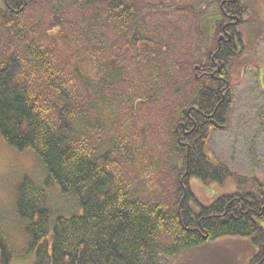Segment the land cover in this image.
<instances>
[{
  "label": "trees",
  "instance_id": "1",
  "mask_svg": "<svg viewBox=\"0 0 264 264\" xmlns=\"http://www.w3.org/2000/svg\"><path fill=\"white\" fill-rule=\"evenodd\" d=\"M214 1L217 12L206 15L205 0L198 9L185 0H0V138L16 152L32 151L46 173L43 188L24 179L16 192L25 252L35 264H166L162 257L224 237L247 239L248 264H264L263 183L233 172L206 146L212 121L228 124L236 72L255 59L248 36L263 7ZM188 13L198 20L188 24ZM180 50L195 59L175 79ZM149 103L163 114L180 110L171 125L174 151L159 164L170 206L147 200L122 176L131 153L122 164V154L112 158L113 141L84 142L90 133L111 136L121 114L133 115L130 132L139 144L145 133L161 135L174 115H155L154 107L144 113ZM97 104L114 115L108 127L86 123L96 119ZM140 115L156 126L140 129ZM187 130L190 146L179 142ZM192 182L224 194L204 203ZM50 186L72 198L78 213L50 209ZM13 256L0 228V264Z\"/></svg>",
  "mask_w": 264,
  "mask_h": 264
},
{
  "label": "rangeland",
  "instance_id": "2",
  "mask_svg": "<svg viewBox=\"0 0 264 264\" xmlns=\"http://www.w3.org/2000/svg\"><path fill=\"white\" fill-rule=\"evenodd\" d=\"M198 1L185 0L189 6L191 4L195 5V9L199 7L196 5ZM205 1L208 5L206 15H213L217 12L218 5L214 0ZM255 1L259 6L258 8L263 7L260 20H257L260 23L257 25L256 30H253L248 36V40L254 46L255 59H252L250 66L246 68L244 73L243 70L239 69L236 72L239 81L232 90V105L228 124L224 129L212 130L207 137L206 146L210 149L211 155L222 161L233 172L246 178H257L264 186V0ZM188 14V24L195 19L198 20L196 15L194 17L191 13ZM182 26L187 25L182 24ZM192 32H194V27ZM259 32L263 38L256 41ZM178 53L182 54L177 58L179 63H176L175 67L180 66L182 70H178L177 74L173 76L175 79L182 78L188 70V65L192 68L195 59L191 54H183L182 50ZM178 53H176V56ZM184 58L187 60L183 61ZM85 70L84 68L82 73ZM172 89L176 90L174 86ZM161 94L159 92V95ZM146 107L152 109L154 107L153 113L155 115H174L169 128L161 126L164 127L161 135L157 131L149 134L145 133L147 135L143 137L142 144H139L130 132L132 131L130 120L132 121L133 115L121 114L118 115L116 122L119 125L114 126L111 136L102 135L99 132L90 133L88 140L84 142L94 147L99 142L105 141L106 144L110 142L111 145V141H113L117 153L112 158L117 154H122L119 160L122 164L125 163L127 155L131 153L133 163L129 162V167L123 165L121 168L122 176L127 179L131 186L138 184L140 192L147 200L154 202L162 199L163 204H169L170 206L172 200L170 201L167 198L170 197V192L165 193L167 188L164 184H159L160 178L158 175H161L162 169H164L159 164L162 154L171 155L174 151L171 147L174 142L171 125L175 122L177 115H180V110L176 113L163 114L158 112L156 104L149 103L142 107L141 110L144 113H146ZM97 114L96 119L94 118L95 115H89V120L86 121L87 125L95 126L98 124V127L101 125L108 127L112 121L111 116L114 121V115H111L98 104ZM147 114L149 115V113ZM139 125L142 130L152 129L156 126V121L150 116L140 115ZM85 131L87 133L92 132V128L85 129ZM123 139H125V142H122ZM133 139L135 140L133 141ZM103 148H106L105 145ZM123 149H125V154H123ZM163 149L167 151L164 152ZM159 155L160 157L156 158ZM112 163L113 167L118 165L115 164L113 159ZM153 167L156 170L154 173H152ZM45 178V169L32 151L16 152L0 138V228L9 249L14 254L10 264H35L34 255L25 252L26 238L22 223L15 212L16 192L24 179L29 180L32 186L41 189L44 186ZM171 180L169 178L168 183ZM190 186L191 191L196 194L198 200L204 203L209 201L202 193L204 187L199 183L192 182ZM44 189L46 204L50 209L65 215L78 213L76 202L70 197L62 196L56 186ZM150 195H155V197H150ZM252 253L253 246L247 239L224 237L174 256L162 257V260L166 264H248L249 256Z\"/></svg>",
  "mask_w": 264,
  "mask_h": 264
},
{
  "label": "flooded vegetation",
  "instance_id": "3",
  "mask_svg": "<svg viewBox=\"0 0 264 264\" xmlns=\"http://www.w3.org/2000/svg\"><path fill=\"white\" fill-rule=\"evenodd\" d=\"M229 17H231L232 15H228ZM228 37H225L226 39H225V42H228L229 40H231V36H230V34H228L227 35ZM233 38V37H232ZM223 39H222V37H220L219 38V41L221 42ZM215 66V70H218L219 68L217 67L218 65H214ZM204 71V69H202V74L204 75V76H208V74L209 73H206V72H203ZM216 72V71H215ZM217 73V72H216ZM212 123H213V129L212 130H214V129H219V130H221V129H224V128H221L219 125H217V124H215L213 121H212ZM212 130H210V132H212ZM191 133H193V130H191V131H188L187 130V133L186 134H184L183 135V137H182V139H180V143H182L184 146L185 145H187L188 144V139L191 137ZM198 137V136H197ZM197 137H196V139L195 140H193V143H192V145L194 144V142H196L197 141ZM187 146H190V145H187ZM203 195L210 201V200H213V199H215L216 197L218 198V196H220L221 194H224V192L222 191V189L221 188H214V187H212V188H210V187H205V188H203ZM209 194H211V196H209Z\"/></svg>",
  "mask_w": 264,
  "mask_h": 264
}]
</instances>
